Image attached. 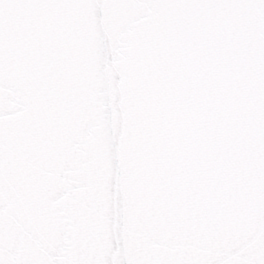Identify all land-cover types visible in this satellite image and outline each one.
<instances>
[{"label":"snow or ice","instance_id":"1","mask_svg":"<svg viewBox=\"0 0 264 264\" xmlns=\"http://www.w3.org/2000/svg\"><path fill=\"white\" fill-rule=\"evenodd\" d=\"M102 8L113 15L104 24L97 15L95 75L78 71L73 85L93 93V114L86 97L58 86L66 51L87 41L75 16L69 31L56 14ZM128 9L142 11L126 18ZM12 40L18 67L38 75L32 109L48 113L32 136L47 151L59 148L65 171L89 189H66L48 216H38L31 200L15 205L7 191L10 141L18 154L28 147L20 135L26 117L14 129L5 123ZM125 70L121 79L117 71ZM22 96L17 89L19 113ZM72 108V126L48 135V125ZM114 112L123 123L115 134ZM98 131L109 153L121 146L128 165L126 207L119 182L113 190L107 252L102 205L91 191ZM113 172L120 176L115 162ZM15 179L23 185L20 171ZM53 239L55 253L45 255ZM0 264H264V0H0Z\"/></svg>","mask_w":264,"mask_h":264},{"label":"water","instance_id":"2","mask_svg":"<svg viewBox=\"0 0 264 264\" xmlns=\"http://www.w3.org/2000/svg\"><path fill=\"white\" fill-rule=\"evenodd\" d=\"M140 9H128L121 15L126 18L135 17L140 14ZM48 16L47 13L44 14ZM97 15L100 18L101 24H104L106 19L111 17V13L107 9H100L99 13H94L92 10H85L76 13L61 14L57 13L56 16L64 24L65 28L69 31L72 29L73 16L77 21V32L82 39L87 41L83 49L73 48L66 51L65 57L67 63L64 69V77L59 81V87L62 91H67L71 97H79L83 99L86 97V102L89 105L90 113L95 112L94 95L92 92L74 87L77 83V73L82 71L89 78L94 77V64H95V51L93 37L95 36ZM106 35L110 38V33L106 31ZM6 55L8 56L7 68L4 78V90L6 94L13 98L11 104V111L5 118L7 127L14 129L20 116L23 114L26 121L20 135L28 141L26 151L18 154L15 151L17 140L12 138L11 143L13 150L8 154V160L12 163V176L7 181V191L9 195L14 197V204L23 208L25 203L29 200L38 216L50 215L60 202L63 201L66 194V189L77 191L78 194L88 191L87 180L84 177L76 176L74 172H66L64 168V157L59 148L55 151H47L42 147V139L33 137L34 130L39 129L43 122L48 119V113L37 114L32 109V96L33 85L32 81L38 79V75H25L23 69L18 67V58L16 54L17 44L15 40L10 41L6 45ZM11 53V55H8ZM31 56L24 61L25 64L31 63ZM113 69L109 68L107 71L109 83H112ZM121 79H128L127 70L123 73L117 71ZM129 85L132 81L129 80ZM134 86V85H132ZM17 89L23 90V96L20 97L23 105V113L17 112ZM117 90L119 86L117 85ZM78 109L72 108L65 111L63 120H54L48 125L47 134L55 130L54 126H64L70 128L77 120ZM112 129L115 134L118 130L123 131L122 118L119 113L114 112L112 119ZM52 139L56 143L62 144L63 139L53 136ZM95 145L96 152L99 159L96 161L92 171L91 179L94 186L91 191L95 192L101 202V217L103 224V231L101 234V243L103 248L110 251L113 242V229L111 227L112 206L114 201L113 190L117 182L121 187V196L126 199L129 191L126 186V176L128 174V165L123 163L124 153L121 146L117 147L109 153L108 146L103 139V133L97 132L92 138ZM120 170V176L116 177L113 172V163ZM17 171L21 172V179L23 185L18 187L17 180L15 179ZM57 246V240L53 239L49 242L45 255H53Z\"/></svg>","mask_w":264,"mask_h":264}]
</instances>
